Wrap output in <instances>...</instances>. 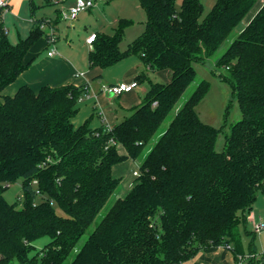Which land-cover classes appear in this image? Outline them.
<instances>
[{"label": "trees", "instance_id": "trees-1", "mask_svg": "<svg viewBox=\"0 0 264 264\" xmlns=\"http://www.w3.org/2000/svg\"><path fill=\"white\" fill-rule=\"evenodd\" d=\"M139 1L142 34L124 51L130 20H119L112 35L96 34L90 66L137 55L149 73L169 69L172 78L138 76L149 85L142 102L111 128L74 126L87 86L23 85L4 94L28 68L30 48L48 35L46 20L34 18L30 34L13 44L0 15V264H64L73 254L69 264H182L218 246L230 248L237 264H264L255 244L245 250L241 231L253 234L247 214L264 193V4L216 64L230 71L242 109L220 152V130L197 112L210 83L201 81L177 105L197 78L195 63L212 58L258 0H216L205 16L201 0H183L181 10L176 0ZM145 152L130 192L89 231L122 182L114 166ZM20 179L24 198L10 203L4 193ZM43 238L49 242L32 255Z\"/></svg>", "mask_w": 264, "mask_h": 264}, {"label": "rangeland", "instance_id": "rangeland-1", "mask_svg": "<svg viewBox=\"0 0 264 264\" xmlns=\"http://www.w3.org/2000/svg\"><path fill=\"white\" fill-rule=\"evenodd\" d=\"M10 3L9 10L4 12L3 25L7 34L8 40L16 44L21 39H25L33 28V19H45L47 23L46 28H49V24H58L56 30V36L59 37L58 46L65 47L70 45L78 53H89L90 48L88 46H82V36H78V33L82 32H106L108 34H114L115 27L121 19L131 20L134 27L127 31L123 37L121 48L125 50L128 45L138 38L142 34V22L146 18L144 9H137L136 0H95V5L89 10L83 11L79 14L78 19L65 20L62 17V13H69L74 0H8ZM204 4V16L207 15L216 3V0H201ZM261 1V0H260ZM259 1V3H261ZM183 0H176V7L178 10L182 9ZM34 10V13H33ZM251 10V13H253ZM251 15V14H250ZM82 17H84L82 19ZM237 26L234 32L231 34L229 39L220 47L216 54L208 59L205 63H195V69L197 71L196 80L190 85L187 91L184 93L180 101L178 102L177 108L184 105V103L191 97L199 83L203 80L210 83V88L197 107V112L200 119L218 130H220L216 148L222 152L227 147V135L231 133L232 125L242 118V109L238 100L237 95L234 93L232 82L229 80L230 71L225 67H218L217 61L227 50L231 42L237 38V36L245 28V21ZM60 19V21H58ZM59 22V23H58ZM70 33V34H69ZM75 34V36H72ZM71 35L69 40L66 36ZM46 50L41 51L40 55L46 54ZM222 75V76H221ZM172 76V72L169 69L163 70L158 74L152 76L153 82L167 83ZM83 102V101H82ZM131 114V113H129ZM174 114V113H173ZM172 114V116H173ZM172 116L168 117L160 129L163 131L172 119ZM159 134V133H158ZM158 134L152 140V143L148 147L151 148L155 142L159 139ZM141 157L138 161L128 160L126 163L120 165L121 170L115 171L116 176L121 175L122 182L117 189L116 193L112 195L105 207L102 209L94 224L90 227L89 231H92L101 222L103 217L109 212L111 207L114 205L118 198L126 195L127 187L125 186L126 180L131 178V174L134 170H137L140 163L144 160ZM138 173V171H135ZM134 173L135 176H137ZM133 178V177H132ZM5 198L10 202L14 203L22 201L24 198V191L22 186V180L20 179L16 183L10 185L4 193ZM43 197L40 196L38 201H42ZM257 207V205H255ZM58 213L62 212L57 209ZM86 236L82 240L84 243ZM49 242L48 238H43L36 242V252L41 251L44 246ZM75 254H73L68 261L64 264H69ZM19 264L17 261L11 264Z\"/></svg>", "mask_w": 264, "mask_h": 264}, {"label": "crops", "instance_id": "crops-1", "mask_svg": "<svg viewBox=\"0 0 264 264\" xmlns=\"http://www.w3.org/2000/svg\"><path fill=\"white\" fill-rule=\"evenodd\" d=\"M259 1L260 0H258L251 9L254 10L252 11L253 13H251L250 10V12L246 15V17L248 15L249 17L245 21V26L249 24L252 18L263 6L264 0H261V3H259ZM134 2L136 3L137 9H143L139 0ZM75 3L76 0H74L72 6H74ZM83 18L84 17H82V19ZM76 19H78V17ZM146 19L147 18H145V20L142 22L143 30ZM244 19L241 21V23L244 21ZM58 21H60V19ZM56 22L57 21H55V23L53 22L52 24L50 23L48 25L49 28H46L48 22L43 26L42 29L46 31L48 37L42 38L30 48L24 59V62L28 65V68L12 85L6 88L4 94L14 95L23 85H29L35 91H39L43 86L59 87L67 84H73L77 87L87 86L90 90V95L88 98L82 100L83 102L81 101L78 103V113L73 119L74 126L79 127L87 122L92 129H99L103 126H108L110 128L113 127L122 121L126 116H129V113H132L134 109L142 102L149 85L148 82H144L142 84L139 83L137 88H135L133 91L124 93L120 96H113L106 93L103 89L104 86L118 83H132L136 81L138 76L144 73H148L149 77L152 78V76L158 74L161 71L149 73L142 59L137 55L127 56L115 65L107 68H91L89 62V53H78L73 48H71L70 45L66 46V48L58 46L59 37L56 36L58 24ZM116 23L118 24V22ZM133 27L134 24L132 23L126 32ZM52 33H54L55 41L51 40L50 36ZM78 34V36H82V46H88L90 50L92 49V46L87 43L90 36L96 34L111 35L104 31H86L85 33L82 32L81 34ZM70 36L71 35L66 36L67 40H69ZM72 36H75V34ZM121 45L122 42L120 44V48ZM52 49H55L56 52L54 55L49 56L48 53ZM44 50L47 51L46 54L43 53V55H40V52H44ZM120 150L122 153H125L123 148H120ZM124 163L114 166L113 174L115 177L123 178L121 177L122 174L116 176L115 171L118 170L119 172L121 170L120 165ZM137 168V170L132 172L131 178L124 181L125 186L127 187L126 195L130 192L134 185V181L137 177L134 175V173L135 171L139 172V166ZM255 205H257V207ZM261 220H264L263 192L258 195L252 210L247 214V229L253 234L247 236L244 234V229H241L245 250L248 251L250 246L255 244L258 255L264 253V231L261 233H255L253 230V224ZM182 264H237V262L230 248L218 246L202 250L197 254L196 257L185 261Z\"/></svg>", "mask_w": 264, "mask_h": 264}, {"label": "built area", "instance_id": "built-area-1", "mask_svg": "<svg viewBox=\"0 0 264 264\" xmlns=\"http://www.w3.org/2000/svg\"><path fill=\"white\" fill-rule=\"evenodd\" d=\"M95 5L94 0H76V3L74 6L71 7L69 13H62V17L65 20H75L79 14L83 11L89 10ZM10 3L8 0H0V15L5 11L9 10ZM51 40L55 41L54 33L51 34ZM96 38V35H92L89 37L87 43L92 46L94 40ZM55 49H52L49 51V56H52L55 54ZM138 83L136 81L132 83H118L114 85H107L104 86V91L110 95L113 96H120L124 93H128L133 91L135 88H137ZM90 95V90L88 87H86V92L83 94V96L80 98L79 102L82 100L88 98ZM138 175V173H135ZM253 230L255 233H261L264 231V220H261L259 222H256L253 224Z\"/></svg>", "mask_w": 264, "mask_h": 264}]
</instances>
